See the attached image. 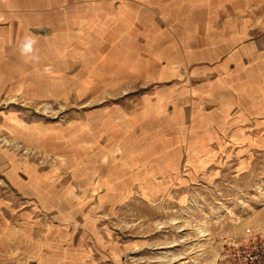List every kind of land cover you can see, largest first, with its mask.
I'll return each instance as SVG.
<instances>
[{
  "label": "rangeland",
  "instance_id": "374dc122",
  "mask_svg": "<svg viewBox=\"0 0 264 264\" xmlns=\"http://www.w3.org/2000/svg\"><path fill=\"white\" fill-rule=\"evenodd\" d=\"M136 6L120 48L35 29L0 58V247L28 264H220L264 234V0Z\"/></svg>",
  "mask_w": 264,
  "mask_h": 264
},
{
  "label": "crops",
  "instance_id": "0c3cea01",
  "mask_svg": "<svg viewBox=\"0 0 264 264\" xmlns=\"http://www.w3.org/2000/svg\"><path fill=\"white\" fill-rule=\"evenodd\" d=\"M70 1L0 0V58H4L6 51L10 49L14 33H28L35 29L49 31L51 35H47L45 42L49 44L48 49L55 50L56 57L61 54L59 40L67 39L68 43H74L78 39L87 44L89 43L87 34L91 27H95L92 32L95 36L92 39L99 46L111 43L110 48H120L121 35L124 37L125 33L131 32L139 12L136 6L139 0H105L104 6L95 14L88 10L78 12L74 4H71L73 0ZM112 53L115 54L114 51ZM72 56L74 53L70 50L68 52L70 58L65 64L68 68H74L77 64ZM114 63L117 64V61ZM153 63H156L155 60ZM121 71L119 68L114 78L112 76L106 79L121 82ZM1 235L0 241L5 240ZM13 253L14 251L10 249L0 247V264H28L27 255Z\"/></svg>",
  "mask_w": 264,
  "mask_h": 264
},
{
  "label": "built area",
  "instance_id": "2783aa9c",
  "mask_svg": "<svg viewBox=\"0 0 264 264\" xmlns=\"http://www.w3.org/2000/svg\"><path fill=\"white\" fill-rule=\"evenodd\" d=\"M220 264H264V234L256 233L241 243H230Z\"/></svg>",
  "mask_w": 264,
  "mask_h": 264
},
{
  "label": "clouds",
  "instance_id": "9594fccd",
  "mask_svg": "<svg viewBox=\"0 0 264 264\" xmlns=\"http://www.w3.org/2000/svg\"><path fill=\"white\" fill-rule=\"evenodd\" d=\"M24 51H31V41H29L25 46H24Z\"/></svg>",
  "mask_w": 264,
  "mask_h": 264
}]
</instances>
